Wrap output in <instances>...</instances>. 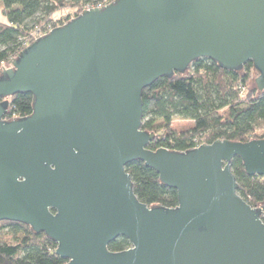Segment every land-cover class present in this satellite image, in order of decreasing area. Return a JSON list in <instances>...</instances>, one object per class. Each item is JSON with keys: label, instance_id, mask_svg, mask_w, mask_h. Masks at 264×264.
<instances>
[{"label": "water", "instance_id": "95a60500", "mask_svg": "<svg viewBox=\"0 0 264 264\" xmlns=\"http://www.w3.org/2000/svg\"><path fill=\"white\" fill-rule=\"evenodd\" d=\"M199 58L251 61L264 90V0H114L27 45L0 68V222L45 233L64 264H264L262 210L230 168L239 157L264 178V138L147 149L142 90ZM25 92L31 114L5 119ZM133 160L177 192L175 207L137 199ZM120 236L131 246L109 251Z\"/></svg>", "mask_w": 264, "mask_h": 264}, {"label": "trees", "instance_id": "16d2710c", "mask_svg": "<svg viewBox=\"0 0 264 264\" xmlns=\"http://www.w3.org/2000/svg\"><path fill=\"white\" fill-rule=\"evenodd\" d=\"M112 0H0L5 20H0V68L10 66L36 29L53 28L78 16L86 7ZM254 73L251 61L239 69L221 67L209 58L191 62L182 72L162 76L142 90L141 129L154 132L147 149L165 147L184 152L196 143L217 139L246 142L264 138V90L250 86ZM31 93L8 98L5 119L32 112ZM175 119L190 122L184 129L173 127ZM231 171L238 194L252 207L260 208L264 222V178L246 174L242 160L234 157ZM133 192L147 206L175 207L177 192L160 183L157 172L133 160L125 165ZM131 246L120 236L107 246L111 252ZM56 243L43 232H34L19 222H0V264H64L55 253Z\"/></svg>", "mask_w": 264, "mask_h": 264}, {"label": "built area", "instance_id": "2783aa9c", "mask_svg": "<svg viewBox=\"0 0 264 264\" xmlns=\"http://www.w3.org/2000/svg\"><path fill=\"white\" fill-rule=\"evenodd\" d=\"M112 1H114V0H112ZM112 1H110V2H112ZM110 2H108V3H105V2L98 3L97 5H94V6H90V7L88 6L85 9H89V8H92V7L101 8V7L105 6V5H108ZM51 29L52 28L49 27V26H47L46 29H43V30L38 28V29H36V30H34L32 32V34L30 35V39H32V42H33L35 39L39 38L40 36L47 34ZM27 45H29V44H27ZM198 145H200V143H196V145L194 147H197Z\"/></svg>", "mask_w": 264, "mask_h": 264}, {"label": "rangeland", "instance_id": "374dc122", "mask_svg": "<svg viewBox=\"0 0 264 264\" xmlns=\"http://www.w3.org/2000/svg\"><path fill=\"white\" fill-rule=\"evenodd\" d=\"M0 20H5V16L2 14L1 10H0ZM251 82V80H250ZM251 87H255V86H252L250 84ZM190 122L187 121V120H183V119H175L173 121V127L176 128V129H184L186 128L187 126H189Z\"/></svg>", "mask_w": 264, "mask_h": 264}]
</instances>
